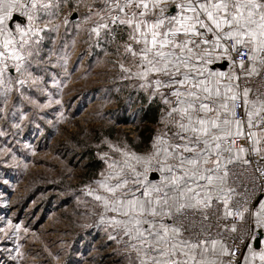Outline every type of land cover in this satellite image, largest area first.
<instances>
[{
  "label": "snow or ice",
  "instance_id": "snow-or-ice-1",
  "mask_svg": "<svg viewBox=\"0 0 264 264\" xmlns=\"http://www.w3.org/2000/svg\"><path fill=\"white\" fill-rule=\"evenodd\" d=\"M76 47L159 112L143 150L101 136L73 193L112 264H264V0H0V199ZM28 232L0 215V251L22 264Z\"/></svg>",
  "mask_w": 264,
  "mask_h": 264
},
{
  "label": "rangeland",
  "instance_id": "rangeland-1",
  "mask_svg": "<svg viewBox=\"0 0 264 264\" xmlns=\"http://www.w3.org/2000/svg\"><path fill=\"white\" fill-rule=\"evenodd\" d=\"M80 51L76 47L71 55L60 90L63 117L51 113L48 118L55 117L59 123L45 125L39 137H28L34 152H28L19 169L9 174L12 187L0 199V215L17 218L29 227L26 239L18 241L25 253L22 264H68L70 256L71 264H112L115 259L110 256L111 248L102 247L103 232L83 226L87 218L79 215L81 206L73 193L86 182V150L95 149L98 158L100 137H105L104 129L109 127L122 131L113 141L129 143L126 134L136 138V127L148 124L141 115L148 102L130 89L110 90L113 82L104 59L89 53L77 63ZM6 247L8 251H0V264H21L14 259L13 244Z\"/></svg>",
  "mask_w": 264,
  "mask_h": 264
},
{
  "label": "trees",
  "instance_id": "trees-1",
  "mask_svg": "<svg viewBox=\"0 0 264 264\" xmlns=\"http://www.w3.org/2000/svg\"><path fill=\"white\" fill-rule=\"evenodd\" d=\"M146 101L144 98L142 99ZM145 103V102H144ZM143 121H146L148 124H146L143 127H136V129L139 130L137 132V137L132 138L129 134H126L127 141L129 144L133 145L137 148V150H143L145 149V146L149 144L151 137L154 135L153 132V124L158 122L159 119V112L156 105H149L147 104L146 108L141 113ZM122 133V131L119 129H115L114 127H109L104 129V135L105 137H108L109 139H115L117 138L118 133ZM80 146L84 145L83 142L78 143ZM145 145V146H144ZM85 156L89 158V160L86 163V172L84 173V177L86 181L93 176L94 173L99 171V169L102 167V163L96 156V151L93 148H88L85 152ZM60 186L64 188L65 184L62 182L60 183ZM34 188H31V193L34 194ZM73 262L72 256L68 258V264H71Z\"/></svg>",
  "mask_w": 264,
  "mask_h": 264
}]
</instances>
